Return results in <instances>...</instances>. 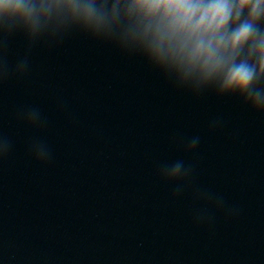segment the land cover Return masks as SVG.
Segmentation results:
<instances>
[{
	"label": "clouds",
	"instance_id": "clouds-1",
	"mask_svg": "<svg viewBox=\"0 0 264 264\" xmlns=\"http://www.w3.org/2000/svg\"><path fill=\"white\" fill-rule=\"evenodd\" d=\"M14 35L23 36L26 50L10 67L6 51ZM73 36L141 61L178 92L234 99L264 116V0H0V84L28 72L36 46H58ZM17 115L29 127L45 126L38 108ZM220 125L213 120L210 130ZM199 143L191 137L184 152L194 153ZM11 148L0 132V160ZM29 153L41 164L52 158L41 140L30 143ZM194 172L195 164L178 159L161 164L157 176L175 184L173 199L191 193L197 225L210 224L216 211L236 215L222 197L195 186Z\"/></svg>",
	"mask_w": 264,
	"mask_h": 264
}]
</instances>
